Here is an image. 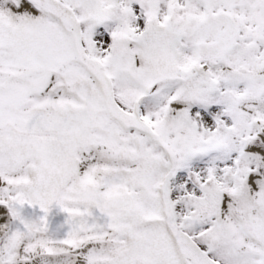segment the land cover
I'll use <instances>...</instances> for the list:
<instances>
[{
  "label": "snow or ice",
  "instance_id": "obj_1",
  "mask_svg": "<svg viewBox=\"0 0 264 264\" xmlns=\"http://www.w3.org/2000/svg\"><path fill=\"white\" fill-rule=\"evenodd\" d=\"M0 264H264V0H0Z\"/></svg>",
  "mask_w": 264,
  "mask_h": 264
}]
</instances>
